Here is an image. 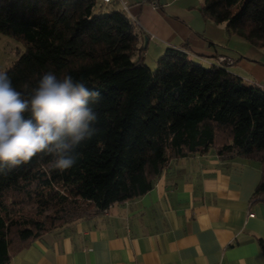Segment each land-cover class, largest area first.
<instances>
[{
	"label": "trees",
	"instance_id": "16d2710c",
	"mask_svg": "<svg viewBox=\"0 0 264 264\" xmlns=\"http://www.w3.org/2000/svg\"><path fill=\"white\" fill-rule=\"evenodd\" d=\"M97 4L0 0V33L25 45L4 71L18 90L54 71L101 93L98 131L73 168L61 173L37 156L0 172V264L47 231L143 196L185 156L214 150L223 160L258 161L262 178L252 200H264V87L174 47L153 69L116 0ZM200 12L264 52V0H204ZM258 243L264 255V240Z\"/></svg>",
	"mask_w": 264,
	"mask_h": 264
},
{
	"label": "crops",
	"instance_id": "0c3cea01",
	"mask_svg": "<svg viewBox=\"0 0 264 264\" xmlns=\"http://www.w3.org/2000/svg\"><path fill=\"white\" fill-rule=\"evenodd\" d=\"M204 0H116L155 59L168 47L264 87V52L206 19ZM155 61V60H154ZM260 163L214 150L175 160L155 187L105 212L47 231L9 264H264V200H252ZM254 213L253 216H250Z\"/></svg>",
	"mask_w": 264,
	"mask_h": 264
},
{
	"label": "clouds",
	"instance_id": "9594fccd",
	"mask_svg": "<svg viewBox=\"0 0 264 264\" xmlns=\"http://www.w3.org/2000/svg\"><path fill=\"white\" fill-rule=\"evenodd\" d=\"M18 90L7 72L0 71V172L48 157L50 168L63 173L73 168L78 149L98 129L94 105L99 90L82 79L54 71L42 73L34 87Z\"/></svg>",
	"mask_w": 264,
	"mask_h": 264
},
{
	"label": "rangeland",
	"instance_id": "374dc122",
	"mask_svg": "<svg viewBox=\"0 0 264 264\" xmlns=\"http://www.w3.org/2000/svg\"><path fill=\"white\" fill-rule=\"evenodd\" d=\"M97 5H101V1L98 0ZM24 50L25 45L23 42L7 34L0 33V71H5ZM164 52L165 51H163L161 55L164 54ZM161 55H158L155 59H153L152 55H149L145 62L154 69Z\"/></svg>",
	"mask_w": 264,
	"mask_h": 264
},
{
	"label": "built area",
	"instance_id": "2783aa9c",
	"mask_svg": "<svg viewBox=\"0 0 264 264\" xmlns=\"http://www.w3.org/2000/svg\"><path fill=\"white\" fill-rule=\"evenodd\" d=\"M101 1L106 2V3H109V2H111L113 0H101ZM218 60H219L220 63H224V64H231V63L234 62V59L233 58L228 57L226 55H220L218 57ZM253 215H254V213H251L250 214V216H253Z\"/></svg>",
	"mask_w": 264,
	"mask_h": 264
}]
</instances>
